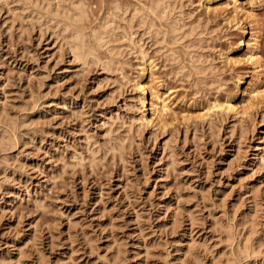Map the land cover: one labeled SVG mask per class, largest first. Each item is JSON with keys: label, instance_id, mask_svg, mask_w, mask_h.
<instances>
[{"label": "rangeland", "instance_id": "1", "mask_svg": "<svg viewBox=\"0 0 264 264\" xmlns=\"http://www.w3.org/2000/svg\"><path fill=\"white\" fill-rule=\"evenodd\" d=\"M166 1L0 0V264H264V0Z\"/></svg>", "mask_w": 264, "mask_h": 264}, {"label": "bare ground", "instance_id": "2", "mask_svg": "<svg viewBox=\"0 0 264 264\" xmlns=\"http://www.w3.org/2000/svg\"><path fill=\"white\" fill-rule=\"evenodd\" d=\"M74 2V1H73ZM78 2V1H77ZM166 0H162V2L160 3V0H158V2H157V4L156 5H160L159 7H157V6H155V8H160L158 11H162L163 12V14H164V12L166 11V7L168 6L167 4H166ZM168 3V2H167ZM74 5L73 6H75V3H73ZM78 4H79V2H78ZM76 5H77V3H76ZM60 6V5H59ZM170 6V5H169ZM256 5H255V3H252L251 5H250V7H251V9H249L248 10V13L251 15V14H253L254 13V11H253V9H254V7H255ZM65 8V7H64ZM74 8V12H73V15L72 16H69V17H71V19L73 18V19H77V22H78V19H80V18H83L82 17V15H84L85 14V9H83V7L82 6H78V7H73ZM154 8V9H155ZM117 9V8H116ZM57 10V9H56ZM78 10V11H77ZM119 10V9H118ZM156 10V9H155ZM85 11V12H84ZM117 11V10H116ZM157 11V10H156ZM157 13H159V12H157ZM132 14V13H131ZM70 15V14H69ZM89 15V14H88ZM254 15V14H253ZM111 15H109V17H110ZM118 15H117V13H116V15H113V16H111L110 18H105V20L103 21V23L101 24L102 26V29L100 28V30L99 31H97V32H95V34H96V39L98 38V40L100 41V44H102V45H104L103 43L104 42H106V40H105V37L106 36H110V32H112V28H113V26H114V23H115V21H116V17H117ZM161 16V15H160ZM85 17V16H84ZM121 17V16H120ZM119 18V17H118ZM128 18V17H127ZM87 19V18H86ZM120 20V19H119ZM71 21V20H70ZM74 21H76V20H74ZM73 21V22H74ZM134 21V20H133ZM71 23V22H70ZM118 23V21H116V23L115 24H117ZM69 24V23H68ZM76 24V23H75ZM84 25V24H83ZM118 25V24H117ZM117 25H115V26H117ZM69 26H70V24H69ZM68 26V27H69ZM71 26H72V24H71ZM121 26V25H120ZM74 27V26H73ZM131 27V26H130ZM116 28V27H115ZM71 29V28H70ZM193 29V28H192ZM65 29H63V31H64ZM67 31H68V29H66ZM77 30V31H76ZM71 32L70 33H68L67 35H65V37L66 38H71L72 40H70V42H71V47H72V49H73V53L75 54V57L78 55V54H81V55H83L84 56V58H85V61H86V58H92V57H90V55H92L93 54V52L91 53V52H89L86 48H87V45H86V47L84 46L85 44H83L84 43V41H82V37L81 36H79L78 35V33H80L79 32V29H77L76 28V26H75V28H73V29H71L70 30ZM117 31V30H116ZM66 32V31H65ZM69 32V31H68ZM150 32V31H149ZM181 32V31H180ZM64 33V32H63ZM91 33V32H90ZM61 34V33H60ZM121 34V33H120ZM90 35V34H89ZM127 35V34H126ZM119 38V37H118ZM84 40V39H83ZM254 42H255V47H258L259 46V36H256L255 38H254ZM115 41V40H114ZM120 42V41H119ZM70 44V43H69ZM95 46V45H94ZM115 47V46H114ZM118 47V46H117ZM90 48V47H89ZM201 48V47H200ZM114 49V48H113ZM257 49V48H256ZM92 50V49H91ZM93 51V50H92ZM112 51V50H111ZM259 56V55H258ZM257 56V54H255V52L254 53H252L251 54V56H250V58L251 59H256V61H258L259 60V57ZM82 57V56H81ZM93 57H94V55H93ZM83 58V57H82ZM259 64V63H258ZM260 65V64H259ZM139 82V81H138ZM140 83V82H139ZM142 87V86H141ZM254 92H257V93H259L257 90H254ZM162 103V107L165 109L166 107V105L164 104V102L162 101L161 102ZM230 109H232V105L231 106H228ZM228 108V109H229ZM229 237V236H228ZM264 242V241H263ZM256 245H258V247H260V249H261V247H262V244L260 243H258V244H256ZM253 248H254V246H253ZM252 248V249H253ZM259 249V248H258ZM254 250H255V248H254ZM255 254V253H254ZM197 258V257H196ZM196 261H197V259H196Z\"/></svg>", "mask_w": 264, "mask_h": 264}]
</instances>
